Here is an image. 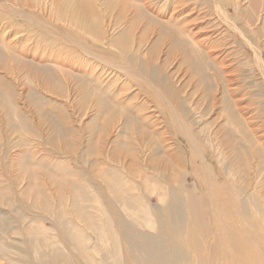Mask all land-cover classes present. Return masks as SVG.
<instances>
[{
	"label": "rangeland",
	"instance_id": "374dc122",
	"mask_svg": "<svg viewBox=\"0 0 264 264\" xmlns=\"http://www.w3.org/2000/svg\"><path fill=\"white\" fill-rule=\"evenodd\" d=\"M18 1L0 0V223L9 224L0 264H154L146 248L156 242L168 244L157 249L163 255L180 248L183 258L169 264H198L206 254L215 262L185 245L183 232L175 236L182 226L165 221L173 189L189 196L184 210L203 208L195 175L183 157L171 166L165 141L184 154L186 142L163 127L165 113L141 78L110 64L140 69L175 103L221 171L234 212L247 214L242 245L256 257L243 263L264 264V79L256 39L242 30L254 17L247 0L239 22L235 0L95 1L106 45L94 44L100 52L92 54L45 31L48 22L61 36L83 35L62 0H28V8ZM252 21L244 29L259 31ZM118 50L120 58H105Z\"/></svg>",
	"mask_w": 264,
	"mask_h": 264
},
{
	"label": "bare ground",
	"instance_id": "6f19581e",
	"mask_svg": "<svg viewBox=\"0 0 264 264\" xmlns=\"http://www.w3.org/2000/svg\"><path fill=\"white\" fill-rule=\"evenodd\" d=\"M62 1L65 6L63 11L70 18L73 24L79 27L83 31V35H79V34L73 35L70 31H66L62 29L63 31L66 32V33L64 32L66 37L61 36L57 32H53V31L51 32L49 28L50 25H48L49 24L48 22L47 23L44 22V26L46 29L44 30L47 32V34L50 33L49 35L51 34L56 35L58 38L63 37L65 42L67 41L69 45L71 46L73 45V47L75 46V48L78 47L77 49H80V51H83L84 53L100 52L96 50L97 47H95L94 44L100 45L99 43H102L101 46L104 47L106 43L103 42V40L99 37L98 29H97L98 24L93 19V14L95 11V6L93 2L98 0H62ZM102 1L104 2V4H106V0H102ZM239 1L240 0H238L237 2V0H235L232 5L233 11L237 13L234 16L237 22L240 21L238 19L240 15L239 12L241 11V6L243 4L242 3L240 5L241 1L240 2ZM260 1H262L263 4L261 11H259L261 8ZM247 2H248L247 4L249 10L254 14V17L256 18V22L262 26L261 28H259V31H258V26L256 27L254 26L255 28L253 30H248V31L245 30L246 28L249 29V27L254 24L252 21L254 17L252 16L250 17L249 21L245 23L247 26L243 25L242 30L245 32L248 38L250 35L251 36L250 39L253 38L256 39V42L259 46L258 48L261 51L259 52L257 57L263 71V73H261L262 74L261 76L264 79V64L261 61V55H263V50H264V42L260 41L261 37L264 39L263 37L264 36V0H247ZM18 4L26 8L30 7L28 0H19ZM169 19L171 20L172 18ZM107 27L109 28V26ZM255 29L257 31H255ZM171 31L172 34L177 36L181 45H183L184 48H188L186 46V42L183 36L177 30L176 32L171 28ZM260 32L262 33L261 36H259ZM57 37L56 39H58ZM91 43L93 44L90 45ZM122 54L123 53H121L119 50L118 52L112 51L111 53H108V56H106L105 58L115 60L116 58H120ZM98 56H96V58H98L97 60L103 59L100 58L101 56L99 57ZM15 59L17 61L20 59V57L19 58L15 57ZM20 61L22 63H25L23 59H20ZM103 64H105V62ZM110 65L114 66L116 69H118V71L123 72L125 75H129L133 78H136V81H139L141 78L140 81L141 85L151 90L152 94L150 97L152 98V101L155 102V104L157 105L156 108L158 109L160 108L161 111L165 113L166 122L163 127L171 130L174 134L180 135L184 140V142H186L187 153L184 154V152L180 150L181 146L172 147V144L167 143V140L165 139L167 147L170 148V151L173 150V153L172 154L170 153L171 155H168L171 159V166L173 165L172 164L173 159L176 160L179 157H183L186 163L189 165L192 175H195L197 179V184L201 188L200 190H201V197L203 199V208L198 209L196 206H193V203H189L186 207V210L188 209V212H186V210L183 209L182 201L190 202V198L187 195V193L178 192L175 189L171 190L169 197L166 199V202L164 201L165 202L164 208L168 210L167 214H165L166 215L165 221L167 224L177 226L178 227L177 230L179 229L180 226H182L181 229H179L174 233L175 236L183 232L184 234L182 235L181 238L183 239L184 244L191 247L192 251L197 254L201 255L203 251L204 253L211 252L210 254L215 260V262L210 263L209 260L210 256L206 254V255H201L198 258V264H244L243 263L244 260H249L252 259L253 257L255 259L256 251L253 249H249L247 247H243L242 245L245 244L246 242L245 240L248 236V234L244 231L247 228V224L245 223L247 214L244 216L245 212H240L239 215L234 212V210L237 208V203L231 199V194L229 192V189L226 187L225 183L221 182L222 181L221 171L217 169L216 164L213 161L209 160L206 157L203 147L197 142L196 137L193 135L191 131L190 125L185 120L182 119V116L176 109L175 103L167 99L164 96L163 92L160 91V89L155 87L150 80L146 79L147 77H143L140 69L139 71H136L133 68L130 69L121 68L119 66H116V64H110ZM38 66L39 65H37V67ZM226 79H227L226 82L229 84L230 87L234 83V82L231 83L232 82L231 76L227 75ZM231 90L233 91L236 89H231ZM242 107H239L238 109ZM239 121L240 119L237 117L236 122L239 123L240 127H242L241 124L242 121L240 122ZM226 143L229 144L228 145L229 151H232V148H230L231 142L226 141ZM158 154H159L158 149H153L152 155L155 156V158L158 157ZM158 158L159 161L164 160V157L163 159L160 156ZM171 166L166 161H164V167L162 166V168L166 169V168H170ZM233 215L237 218L238 221L234 219ZM236 221L238 222L239 225L236 223ZM8 228H9V224L7 221L0 223L1 234L6 236L7 234L5 231ZM197 238L198 239L202 238V240L199 241ZM161 245H163L166 248L169 247L168 244L166 243L161 244V242H156L149 245L146 248V251L150 254L152 260L155 262L154 264L157 263L169 264V259H168L169 257L178 258V259L183 258L182 252L178 247H171L169 249V254H170L169 256L159 253L157 249ZM6 252H8L7 246L0 242V256L2 255L6 256L5 255ZM38 258L41 262L46 260V257L43 254H39ZM55 259H57V257ZM216 259H218V261H216Z\"/></svg>",
	"mask_w": 264,
	"mask_h": 264
}]
</instances>
